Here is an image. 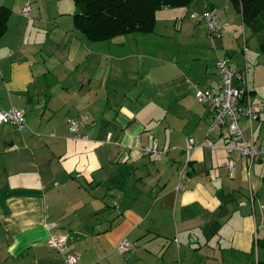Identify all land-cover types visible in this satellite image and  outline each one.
I'll use <instances>...</instances> for the list:
<instances>
[{
    "label": "crops",
    "instance_id": "obj_1",
    "mask_svg": "<svg viewBox=\"0 0 264 264\" xmlns=\"http://www.w3.org/2000/svg\"><path fill=\"white\" fill-rule=\"evenodd\" d=\"M1 8L0 108L21 111L26 127L0 123V264H66L48 244L54 233L67 235L74 264L264 262V159L236 155L231 174L227 126L210 132L195 96L218 89V58L247 65L250 96L264 95V52L230 0L163 7L153 31L98 41L74 27L73 0ZM207 8L229 23L223 36L189 17ZM239 125L264 145V112ZM152 140L160 156L142 153ZM122 238L131 247L120 251Z\"/></svg>",
    "mask_w": 264,
    "mask_h": 264
},
{
    "label": "built area",
    "instance_id": "obj_2",
    "mask_svg": "<svg viewBox=\"0 0 264 264\" xmlns=\"http://www.w3.org/2000/svg\"><path fill=\"white\" fill-rule=\"evenodd\" d=\"M28 12L29 6H25L22 9V14L27 16ZM189 17L197 25L205 27L212 38L221 37L228 32L229 23L220 19V10L216 8H207L202 11L191 10L189 11ZM215 67L220 77L218 89L216 91L196 89L195 96L197 100L206 104L211 111L210 132L223 122L227 126L229 144L225 146L227 159L224 165L232 174L236 164V155L245 159L249 165L264 159V145L255 146L252 141L245 139L239 125L240 117L247 116L253 119L264 112V95H261L256 100L250 96L247 65L241 69H237L228 62L227 58H218L215 62ZM235 80H237L239 85L233 83ZM241 93H243L242 99H240ZM0 123H11L19 131H22L26 127L24 114L15 107L8 109L0 108ZM69 130L78 138H86L79 135L78 122L76 120H71ZM196 145L197 142L194 137L188 136L185 138L186 149H194ZM201 145L209 146L211 145V141L205 139L201 142ZM141 151L143 154H152L154 156L162 154L155 140L143 146ZM176 189H183V185L178 184ZM250 199H253V195L250 196ZM240 203L242 204L243 202ZM48 244L64 255L66 264H74L79 258L77 253L69 251L68 237L65 234H52L48 240ZM130 247L131 245L126 238H122L117 246L120 251Z\"/></svg>",
    "mask_w": 264,
    "mask_h": 264
},
{
    "label": "trees",
    "instance_id": "obj_3",
    "mask_svg": "<svg viewBox=\"0 0 264 264\" xmlns=\"http://www.w3.org/2000/svg\"><path fill=\"white\" fill-rule=\"evenodd\" d=\"M194 0H73L74 27L89 41L108 40L127 33L153 31L156 13L163 7H189ZM242 23L254 33L264 30V0H230ZM9 10H0V34ZM264 52V41L259 42ZM264 264V262H258Z\"/></svg>",
    "mask_w": 264,
    "mask_h": 264
},
{
    "label": "rangeland",
    "instance_id": "obj_4",
    "mask_svg": "<svg viewBox=\"0 0 264 264\" xmlns=\"http://www.w3.org/2000/svg\"><path fill=\"white\" fill-rule=\"evenodd\" d=\"M71 2H72V0H71ZM71 5L73 6V3H71ZM244 28L246 30V33L248 34L249 42H251V43L253 42L256 45V43H259L260 41H264V30H262L258 33H254L250 27L245 25ZM258 46H259V44H258ZM251 73H252V71H251Z\"/></svg>",
    "mask_w": 264,
    "mask_h": 264
},
{
    "label": "water",
    "instance_id": "obj_5",
    "mask_svg": "<svg viewBox=\"0 0 264 264\" xmlns=\"http://www.w3.org/2000/svg\"><path fill=\"white\" fill-rule=\"evenodd\" d=\"M240 87H241V86H240ZM242 97H243V93L240 94V99H242Z\"/></svg>",
    "mask_w": 264,
    "mask_h": 264
}]
</instances>
